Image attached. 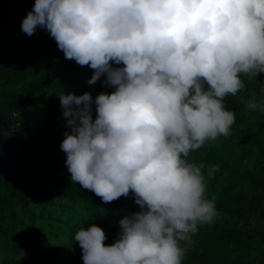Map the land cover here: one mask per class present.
<instances>
[{
    "label": "clouds",
    "instance_id": "9594fccd",
    "mask_svg": "<svg viewBox=\"0 0 264 264\" xmlns=\"http://www.w3.org/2000/svg\"><path fill=\"white\" fill-rule=\"evenodd\" d=\"M20 27L46 30L66 59L93 70L89 85L104 76L115 89L59 95L71 181L103 203L131 192L140 208L110 246L100 227L80 226L83 264H182L217 215L205 165L188 157L230 134L224 100L244 89L241 76L264 74V0H35ZM246 106L264 111L254 94Z\"/></svg>",
    "mask_w": 264,
    "mask_h": 264
},
{
    "label": "trees",
    "instance_id": "16d2710c",
    "mask_svg": "<svg viewBox=\"0 0 264 264\" xmlns=\"http://www.w3.org/2000/svg\"><path fill=\"white\" fill-rule=\"evenodd\" d=\"M34 2L0 0V111L17 132L0 169V264H83L74 241L80 226L100 227L110 246L120 221L140 208L131 192L103 203L71 181L60 150L68 129L59 95L90 93L94 99L115 89L104 76L89 85L93 70L66 59L46 30L32 36L21 31ZM241 79L244 89L224 100L235 114L230 134L188 157L205 165L206 196L214 199L217 215L198 226L182 264H264V111L246 106L250 94L264 101V74ZM209 166L218 167L210 178ZM32 253L41 260L25 258Z\"/></svg>",
    "mask_w": 264,
    "mask_h": 264
},
{
    "label": "water",
    "instance_id": "95a60500",
    "mask_svg": "<svg viewBox=\"0 0 264 264\" xmlns=\"http://www.w3.org/2000/svg\"><path fill=\"white\" fill-rule=\"evenodd\" d=\"M17 137L16 127L9 116L0 111V169L7 156L6 148L11 147Z\"/></svg>",
    "mask_w": 264,
    "mask_h": 264
},
{
    "label": "rangeland",
    "instance_id": "374dc122",
    "mask_svg": "<svg viewBox=\"0 0 264 264\" xmlns=\"http://www.w3.org/2000/svg\"><path fill=\"white\" fill-rule=\"evenodd\" d=\"M61 248H62V245H61V243L60 244H58V249H60L61 250ZM64 254H62V252L61 253H59V256H60V258H61V256H63ZM33 258V259H36V260H41L40 259V257H38L36 254H34V253H32V254H30V255H28L27 257H25V258Z\"/></svg>",
    "mask_w": 264,
    "mask_h": 264
}]
</instances>
